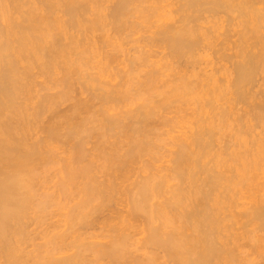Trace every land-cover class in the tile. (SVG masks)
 Returning <instances> with one entry per match:
<instances>
[{"label": "bare ground", "instance_id": "obj_1", "mask_svg": "<svg viewBox=\"0 0 264 264\" xmlns=\"http://www.w3.org/2000/svg\"><path fill=\"white\" fill-rule=\"evenodd\" d=\"M53 1L54 3H52ZM86 1L43 0L41 3L44 2L43 7L35 8L32 0H0V264H86L84 254L91 252L92 249L89 251V248H92L94 243L84 245V241L83 243H80L81 240L79 242L81 238L79 236L75 237V241H68L71 233L74 234L72 231L68 232V230L74 228L72 226L63 232L61 231V233L57 232L56 235H52V241L50 240L52 249L49 251V248L46 249L47 254L43 253L46 255L42 254L41 256L39 254L37 256L39 260L34 255L38 261L36 259L33 261L32 251L23 255H18L17 252L20 253L18 245H21L19 244L20 239L22 243L21 237L24 236V227L27 226L23 227V223L26 224L24 220L28 219L26 217L27 213L33 205V187L35 186L33 183L38 178V174H36V171H38L36 170L37 161L43 163L47 158H50L49 153L55 152L54 148L51 147V142L59 141L60 138H63L67 143L78 139L77 146H79V149L84 148L83 139L88 137L90 133L85 126L87 123L89 124L90 118L94 122L92 118L94 113L91 114L93 110H90L89 113L92 117L89 120L86 117L83 120L80 115L84 114H81L83 110L84 112L89 111L91 106L94 108L95 105L93 106L91 103H94L95 100L101 102L100 105L104 107L103 110L100 108L103 120L99 121H102V124L99 123L101 125L97 130L98 137L103 139L110 136L118 142L115 145L114 141L110 145L111 147L115 145L114 148H111L112 150L109 148L110 146L107 147L110 151L106 146H102L107 150H104V148L99 150L97 158H99L98 160L101 159L102 162L99 161L101 164L97 165L98 167H95L94 160L93 162L88 161L86 164L83 162L84 165L79 166V168H77L79 164L75 166L76 168H73L71 164L76 158L72 163L68 159L70 167L66 168L67 175L63 178L65 182H62L61 187H58L61 188L60 194H66L67 197L71 193L69 189H75L78 186L75 183L77 181L74 182L76 178L78 181L85 180L82 182L83 184L79 181V185L82 187L77 189L82 194L81 198L83 200L81 199L82 202L77 203V207L81 208L82 206L81 210L86 211L85 208L88 209L91 202L98 203L96 206L94 203L92 204L94 207H92L91 215H83V210L81 213L79 212V215L78 211L73 208L77 211V216L76 214L75 217L71 215L73 219L70 217V221L75 220L78 222V226L80 225L79 227L82 230L87 232L88 230L101 231L100 235L97 233L99 236H94L95 232L92 234L93 239L98 238L96 241H100L99 238L105 241V243H102L101 240L100 244L96 243L94 245L95 248L98 247L94 249L98 250L97 253L94 251V254H97V257L102 255L109 260L110 264H255L256 259H252V255L257 256V253H264V235H260V233L264 234V182L261 179V174L264 172V100L259 99L258 102L257 99L260 93H262L260 96H264V92H260L261 87L264 86V0H176L179 7L175 8V12L170 11L171 15L169 17L166 16L167 14L161 16L157 14L156 16L155 13H158V9L153 10L151 7L152 10L148 8L147 10L144 7L147 12L150 10L149 13L155 12L157 18V22H154L155 31L152 32L153 36L147 40L151 41L145 46L150 44V47H153L155 45V49L158 45L160 47L164 46L166 51L162 52L167 56L166 52L168 51V56H164L167 60H165L166 58L160 59V64L163 59L165 65L168 59L172 60L170 62L172 64L170 65L167 62L169 65L164 66L163 69V66L158 64L159 60H156L158 61L157 64L152 60H148L151 62L147 61L148 64H144V62L143 66L148 65L150 68L146 67L148 69L146 71L142 67L140 70L144 73L138 72L140 68L138 70L137 68L132 69L135 72L137 70L138 74L137 72L136 74L139 76L143 74L138 82L133 80L134 83L131 81L134 76L131 78L129 75L132 76L133 71L130 72V69L135 65L130 66L131 68H127V71L126 69L121 71L123 77L130 78L127 79V84L115 83L113 80L114 84L112 82L110 84V81H107L108 78L105 77L106 80L103 78L107 76L105 75L106 72L112 71L114 63L118 62L115 56L119 55H116L117 51L115 49L112 48L116 51L114 54L111 51L102 56L104 49H102L103 53L100 54L101 51L97 49L95 43L96 47L94 45V48L93 45L90 46V42L89 44L83 43L85 40L87 42L91 40H88L87 34L83 36L84 31L91 33L95 29L98 30L99 27L107 26L103 25L104 17L100 11L102 4L101 8L99 7L100 10L96 8L97 10L93 11L96 12V14L93 13V19L88 20L86 18L87 9H89L87 6L89 7L92 2L89 0L90 3L88 1L85 3ZM27 2L29 4H26ZM114 2L116 3L112 6L111 11L108 9L107 18L112 20L113 31L119 33L122 26H125V21L128 18H126L127 14L131 11L144 13L143 8L140 6L146 4L147 1L115 0ZM55 11H58L66 19L64 21L60 20ZM15 14L17 17H15ZM172 15H177V19L174 20ZM203 15L208 17L205 18ZM225 16L231 22V29L219 33L218 31L225 23ZM151 17L154 16L151 15ZM124 18L126 19L124 20ZM205 23L210 24L211 27L205 28ZM151 24L153 23L151 22ZM80 29L84 31H80L83 34L79 33L80 37H78L77 33ZM151 29L150 31H152ZM69 31L73 33L68 34ZM104 44H107V42H104ZM160 47L158 46V49ZM140 50L143 51L141 48ZM146 50L149 52V47ZM157 51L161 55V51ZM208 52L211 54L210 56L214 57L215 61L212 60L214 62L212 64L214 68L215 66L217 68L209 70L210 72L206 70L207 73L202 71L201 68L194 72L196 68L193 67L197 64L194 63V61H197L195 56H198V54L204 56ZM95 53L102 56V58L100 57L101 61L97 60L99 61L97 63L103 64V66L97 65L101 66L98 67V72L95 75L97 78L84 71L95 59ZM142 54L140 55L143 56ZM148 54L145 53V55ZM141 56L138 55V57ZM134 59L132 58L131 61H134ZM140 60L143 62L145 59L142 60L141 57ZM206 61L209 60L206 59ZM125 63L128 64V62ZM134 63L136 64L135 61ZM149 63L157 66H154V68ZM163 63L162 65H164ZM187 63L193 68V72L191 67L186 68ZM205 63L207 66L210 64V62ZM112 64L113 67H111ZM140 64L142 63L140 62ZM94 66L96 67V65ZM168 66L170 70H166ZM179 66H185L186 69L190 68V73L186 69L183 72L181 69L184 68ZM109 67L111 71H108ZM228 67L232 69V73L229 76L227 74L224 78L223 75H220L222 76V80H220L218 74L224 70L227 71ZM35 69H38L42 76L54 80V83L52 80L50 81L54 86L57 85V88L61 89L54 96L43 97L37 104L39 111H36V107L33 106L36 111L35 116L40 117L41 113H44L47 109L52 110L54 106L61 105L62 101L65 102L66 100L67 102L73 90L74 93L78 91L79 97L87 93L91 102L83 101L84 99L81 98L76 101L74 97L75 100H72L75 101V104L73 106L70 104L71 113L69 112L70 109H67L70 114L58 115L63 118H58V120H61H57L58 122L51 127L47 126L49 128L46 130L47 142L44 138L45 140L37 142L38 144L35 142L37 145L27 147L24 128L29 122L28 118L34 116V111L31 115L29 106L26 105V103L32 101L29 96L28 79L33 77L32 71ZM162 70L170 71V73L164 71L162 73ZM115 71L116 73H114ZM115 71L111 72L112 75L115 74L113 77L120 73L117 69ZM94 72L96 71L94 70ZM198 72L202 75L197 76ZM136 74L133 75L136 76ZM58 76L60 78L57 80L56 77ZM117 77L122 78L121 76ZM124 78L123 80H125ZM30 80L32 81V79ZM81 80L82 82H80ZM129 80L133 83L130 87H136H133L134 90H131L130 87V89L126 88ZM261 81L263 82L262 86L259 83ZM89 82L93 83L90 84ZM96 82L99 83H97L99 86L94 85ZM257 87H260V90H257L259 93L254 99L256 94L254 96L253 93H257L254 89ZM161 89H163V92ZM131 91H134L135 95ZM156 92H159L158 98L160 96L158 101H156L157 96H153ZM171 97L172 99L175 98L173 101H181L178 102V106L189 104L188 102L183 105L187 100L194 101L195 104L192 102V105H196L194 109L198 112L196 114L200 116L196 121L198 127L194 129L196 131L188 135L182 133L184 138H181V134L176 137L171 135L173 139L175 138V141L172 143L174 150L170 152L169 159L166 160L168 165L157 166L151 161L152 156H149L151 153L153 154L149 150H152V146L155 145L148 140L151 139L149 137L153 134L156 135L155 139L160 136L158 135L160 133L157 134L159 123L156 122L158 126L156 125L157 127H153L156 129L152 130V128H149L152 125L148 124V121L151 122L154 117L152 124L159 121L163 127L171 125L169 128L172 132L175 125L171 122L172 117L169 118L171 115L166 116V113L172 110L170 106L174 105L173 109H175L177 105L175 103L171 104ZM223 98L225 99L223 100L224 103L220 101ZM218 100L221 103L219 102V105H216ZM135 101L140 103L134 105ZM182 101L184 102L182 103ZM113 104L115 105L113 106ZM121 104H129L131 107L134 105L135 108L130 109V111L127 108L128 111L114 115L108 113L110 110L114 111V107L117 106L116 108H118ZM179 107L177 109L178 113L177 110L168 113L173 115L181 113L182 109L179 110ZM165 109L166 113L163 111ZM237 110L242 111L244 117L250 113L253 114H250L253 124L249 120L251 122L246 125L244 122L248 120L247 118L242 119V121L244 120L242 123L241 115L233 114V111ZM161 111L164 112V116ZM234 115L239 116L235 120L238 123L237 133L232 132L235 134L234 139H236L235 146L237 148L228 154L229 152H226L228 147H226L225 153L228 155L223 156L221 153L218 154L219 152L215 155L212 150L219 143H214L218 139H213L216 136L212 131L215 129L218 131V127L220 130L221 125L225 126L222 123H225L229 117L232 118ZM175 120L178 119L173 121L175 122ZM257 129L262 130L258 135L255 133ZM164 130L163 132H166ZM152 131L155 133H152ZM232 133L229 134L232 135ZM167 134L169 135V133H166V136H168ZM85 135L87 136L84 137ZM245 135L251 138V140H248V137H246L249 142L243 141L245 139L241 138ZM178 136L180 137L177 138ZM231 138L233 137L231 136ZM168 140L170 141V139ZM228 143L231 144L232 142L229 140ZM81 145H83V148ZM125 147L126 149H124ZM121 150L125 151L121 152ZM221 152L224 151L221 150ZM54 156L55 154L52 157ZM81 157L85 158L84 156ZM144 157L148 158L144 159ZM83 158L76 160L83 161ZM81 161H78V163ZM74 164L77 163L72 165L74 166ZM94 170L95 172L98 170L97 176ZM73 182L76 184L74 187ZM51 198L54 197L51 196ZM79 203L82 204L79 205ZM44 205H46L45 202ZM38 206L37 208L44 209L42 202ZM106 213L107 215H105ZM94 214L96 217L90 219L91 221L85 219L89 215L93 217ZM59 226L57 225L56 228H60L62 225ZM76 231L78 230L75 229ZM82 237L84 238V236ZM244 240L246 241L244 242ZM76 241L81 245H75ZM43 243L46 244V242ZM74 249V253L71 252L70 255H67L68 252ZM60 255L64 256L60 257ZM99 257L98 260L101 258ZM103 257L101 259H104Z\"/></svg>", "mask_w": 264, "mask_h": 264}, {"label": "rangeland", "instance_id": "obj_2", "mask_svg": "<svg viewBox=\"0 0 264 264\" xmlns=\"http://www.w3.org/2000/svg\"><path fill=\"white\" fill-rule=\"evenodd\" d=\"M42 1L43 0H32V2H33V7H35V8H37V7H39V8H41V7H43L42 5L44 4V2H43V4H41L42 3ZM81 1V0H80ZM83 1H85V0H83ZM89 3H90V1L89 0H87ZM87 1L85 2V3H87ZM92 2L90 3V6L88 7L87 6V8H89V9H87V14H86V18L88 19V20H90V19H93V16H94V14H96V12H93V11H96L99 7L101 8V4H102V8H101V10H100V8L98 9V10H100L101 11V14H102V16L104 17V23H103V25L105 24V25H107V26H102V27H99V29L98 30H96L95 29V31H93V32H91V33H88V32H85L83 29H80L79 31H78V37H80L79 36V33L82 35L83 33V36L85 35L86 36V34H87V38H88V40H90V41H88L87 42V40H85V42H83V43H85V44H89V42H90V46H92L93 48H94V45L96 44L97 45V49L99 50V51H101V53L100 54H102L103 53V50L102 49H104V53L102 54V56L104 55V54H106V53H110L111 51H112V53L114 54L116 51V55L118 54L119 56H115V57H117L116 58V60L118 61H116L117 63H114L115 65L117 64V66H115L114 65V67H113V64L111 65V67H113L114 68V70H113V68H112V71H111V68L109 67V69H108V71H111V72H113V71H115L116 69H117V71H119L120 73L119 74H117V76H121L122 78H118L117 76V78L116 77H113V76H115V74L114 75H112L113 73H111V72H106V74L105 75H107V76H104L103 78H108L107 79V81H110V84H111V82H112V84H114V82L115 83H120V82H122V83H120V84H127L126 83V81H127V79H130L129 77H133L134 76V78H132L131 79V81L133 82V80L134 81H137L138 82V80H140L141 79V77H142V75L143 74H140V76L139 75H137L138 74V72H141V73H144L143 71H140L141 69H142V67H144L143 68V70L145 69L146 71L148 70L147 68H150V67H148V65L147 66H143L144 64H146L147 63V61L148 60H152V62L154 61L155 63L157 62L158 63V61H156V60H159V65L160 66H163L162 68L164 69V66L166 67V65H171L172 63H170V62H172V60H170V59H168V63L169 64H167V62H166V65H165V61H164V59H163V61H161L164 65H162V63L160 64V59H162V58H166L167 56H168V51L166 52L167 53V56H166V54L164 53L165 51H166V49H164V46H162V47H160V45H158L160 48L158 49V46H156V49H155V45L153 46V47H150V44L149 45H146L145 46V44H147L148 42L150 43V41L151 40H149V41H147L148 39H150L149 37H152L153 35H152V32H154L155 31V29H154V27H155V24H154V22L156 21L157 22V18L155 17V14H156V16H157V14H159L160 16L161 15H166L167 17H169L171 14H170V11L172 12V11H174L175 12V8H177V7H179L178 5V3H177V1L175 0V2H174V0H146L147 2H146V4H144V5H142V6H140L141 8H143V10H144V7H145V9H150V10H157L158 9V13H155V12H150L149 13V11L147 12V10H144V13L142 14L141 12H134V11H131L129 14H127V16H126V18H124V20L126 19V23L124 24L125 26H122V28H121V30L119 31V33H117L116 31H113V26L111 25V22H112V20H109V18H107L108 17V14H109V10L111 11V9H112V6H114L115 4L114 3H116V2H114L115 0H91ZM97 2V3H96ZM145 2V1H144ZM52 3H54V1L52 2ZM111 3V4H110ZM26 4H29L28 2L26 3ZM94 4V5H93ZM175 4V5H174ZM176 4H177V6H176ZM36 5V6H35ZM107 5V6H106ZM98 6V7H97ZM151 7H152V9H151ZM38 8V9H39ZM97 8V9H96ZM103 8H105V9H103ZM91 9V10H90ZM104 10V12H103V10ZM109 9V10H108ZM40 10V9H39ZM55 12H57V17H59V19L60 20H65L66 18L62 15V14H60L58 11H55ZM88 12H89V15H88ZM99 12V11H98ZM98 12H97V14H98ZM108 12V13H107ZM94 13V14H93ZM100 13V12H99ZM152 13V14H151ZM155 13V14H154ZM59 14V15H58ZM93 14V15H92ZM105 14H107V15H105ZM139 14H142V15H139ZM148 14V15H147ZM152 16H154V17H151V15ZM16 15V14H15ZM14 15V16H15ZM147 15V16H146ZM62 16H63V18H62ZM146 16V17H145ZM149 16V17H148ZM204 16V15H203ZM15 17H17V15L15 16ZM61 17V18H60ZM132 17H134V18H132ZM139 18V20H138V18ZM151 17V18H150ZM172 17L174 18V20H176L177 19V15H172ZM205 17V16H204ZM206 17H208L207 15H206ZM205 17V18H206ZM145 18V19H144ZM129 19V20H128ZM137 19V20H136ZM141 19V20H140ZM128 20V21H127ZM210 20V19H209ZM208 20V21H209ZM133 21V22H132ZM128 22V23H127ZM151 22L153 23V24H151ZM202 22V21H201ZM200 22V23H201ZM211 22V21H210ZM150 23V25H148ZM199 23V24H200ZM204 23V22H203ZM140 24H141V26H140ZM197 25H198V23H196ZM206 24V23H205ZM209 24V23H208ZM229 24V25H228ZM110 25V26H109ZM127 25H130V26H128L127 27ZM132 25H133V27H132ZM210 25V24H209ZM209 25H205L204 27L205 28H207V27H211V26H209ZM211 25H212V23H211ZM231 22H230V20H229V18L228 17H226L225 16V23L223 24V27L221 28V30L220 31H218L219 33H222L223 32V30L226 32V30H230L231 29ZM147 26V27H146ZM201 26H203L202 24H201ZM230 26V27H229ZM108 27V28H107ZM149 27V28H148ZM152 29H151V28ZM106 28V29H105ZM147 28V29H146ZM103 29V30H102ZM136 29H137V31H136ZM150 29L152 30V31H150ZM124 30V31H123ZM83 32V33H81V32ZM71 34V33H73L72 31L70 32H68V34ZM76 33H74L75 35H77ZM105 33V34H104ZM106 33H107V35H106ZM114 33V34H113ZM150 33V34H149ZM117 34V35H116ZM99 35V36H98ZM103 37H102V36ZM113 35V36H112ZM114 36H115V38H114ZM92 37V38H91ZM102 37V38H101ZM127 37V38H126ZM81 39V38H80ZM107 39H109V40H107ZM107 40V41H106ZM92 41H93V43H92ZM95 41V42H94ZM97 42V43H96ZM104 42H107V44H108V42H109V44L107 45V44H104ZM118 42V43H117ZM95 43V44H94ZM115 43V44H114ZM99 44V45H98ZM111 44V45H110ZM96 45H95V47H96ZM104 45V47L102 48V46ZM100 46V47H99ZM106 46V47H105ZM110 46V47H109ZM148 47H149V52H148V50H146V48L148 49ZM101 48V49H100ZM109 48V49H108ZM115 49V50H113V49ZM138 50H137V49ZM140 48L143 50V51H141L140 50ZM152 49V52L150 53V51H151V49ZM154 48V49H153ZM163 48V49H162ZM145 49V50H144ZM106 50V51H105ZM153 50H155V51H153ZM157 50H160L161 51V55H160V53L158 54L157 52ZM109 51V52H108ZM121 51V52H120ZM146 51V52H145ZM162 51H164V52H162ZM137 52H138V54H137ZM141 53H143L142 55L143 56H141L140 54ZM145 53L146 54H148V53H150V54H148V55H145ZM154 54V56H153V54ZM157 53V54H156ZM163 53V54H162ZM226 53H228V52H226ZM122 54V55H121ZM123 54H124V56H123ZM207 54V53H206ZM209 54V55H208ZM208 54L207 55H205L204 54V56H203V54L202 55H200V54H198V56H195V59L197 60V61H194V63L196 62L197 64H196V66H194V65H192V66H194L193 68L195 69V71L194 72H196V70H199V68H201V69H203L202 71H206V70H210L211 71V69H215V68H217V66H215V68H214V66H213V64L212 63H214L213 61H215L214 60V57H212V56H210L211 54L208 52ZM138 55L139 56H141L142 57V60H144L143 62L140 60L141 59V57H138ZM144 55H145V57H144ZM102 56L101 55H98V53H97V55H96V53H95V59H93V61H91V63H90V65H89V67H88V65H87V67L88 68H84L85 70V72H87L90 76H92V77H94V78H97V76H95L96 75V73L98 72V67H101V66H97V65H102L103 66V64L101 63H97V62H99V61H101V58H102ZM147 56H149V57H147ZM164 56H166V57H164ZM200 56H202L201 58H198V57H200ZM207 56V57H206ZM97 57H99L98 59H97ZM101 57V58H100ZM124 57V58H123ZM134 57H135V59H134ZM143 57H144V59H143ZM118 58H119V60H118ZM130 58V60H128V59ZM134 59V61L136 62V64L134 63V61H133V64H132V61H131V59ZM149 58H151V59H149ZM137 59V60H136ZM194 59V60H195ZM206 59L207 60H209V61H206ZM97 60H99V61H97ZM121 60V61H120ZM123 60V61H122ZM124 60H126V61H124ZM140 60V61H139ZM165 60H167V58L165 59ZM170 60V61H169ZM213 60V61H212ZM139 61V62H138ZM121 62H123V63H121ZM125 62H128V64L127 63H125ZM140 62L142 63V64H140ZM145 62V63H144ZM148 62H151V61H148ZM199 62V63H198ZM205 62H210V64L207 66V64L205 63ZM96 63V64H95ZM121 63V64H120ZM137 63H138V67H137ZM144 63V64H143ZM154 63V64H155ZM156 63V64H157ZM96 65V67L94 66V65ZM120 64V65H119ZM130 64V65H129ZM148 64V63H147ZM151 63H149V65H150ZM188 64V63H187ZM222 64V63H221ZM135 65V66H134ZM142 65V66H141ZM151 65H153V64H151ZM158 65V66H159ZM184 65V64H183ZM223 65H225V64H223ZM125 66H127V67H125ZM130 66H134L133 68H131ZM139 66H141V67H139ZM154 66H157V65H153V67ZM176 66V65H175ZM174 66V67H175ZM180 66H182V65H180ZM179 66V67H180ZM186 66V65H185ZM185 66H183V67H180V68H184V69H181V70H183V72H184V70L186 69V68H188V66L189 67H191L190 66V64H188L187 65V67L185 68ZM92 67V68H91ZM122 69H121V68ZM131 69H130V68ZM147 67V68H146ZM178 67V66H177ZM176 67V68H177ZM119 68V69H118ZM127 68L128 69H130V72H132L133 71V74L135 73L136 74V72H137V70H138V68H140L139 69V71L137 72V74H136V76L135 75H133L132 74V76H130L129 75V77L128 78H126L125 76V78L122 76V72L121 71H124L125 69H126V71H127ZM137 68V70H136V72L134 71V70H132V69H136ZM155 68V67H154ZM162 68H160V69H162ZM172 68H173V66H172ZM192 67H191V71H192V69H193ZM96 71V72H94V70ZM174 69V68H173ZM172 69V70H173ZM177 69H179V68H177ZM190 69V68H189ZM189 69H186V70H189ZM166 70H170V68H169V66H168V69H166ZM166 70H162V73H163V71L164 72H166V73H170V71H166ZM185 70V71H186ZM37 71V72H36ZM93 71V72H92ZM175 72H176V70H174ZM208 71H206L205 73H207ZM209 71V72H210ZM172 73H174L173 71H171ZM193 72V71H192ZM114 73H116V71L114 72ZM188 73H190V70L188 71ZM202 73V72H201ZM230 73H232V69L231 68H229L228 67V70L227 71H222L220 74H218V76L221 78L222 76H220V75H223V78L225 77V76H227V74H228V76H229V74ZM38 74V75H37ZM110 74H111V76H110ZM121 74V75H120ZM165 74V73H164ZM194 74H196V73H194ZM198 75L197 76H201L200 75V73L198 72L197 73ZM168 75H170V74H168ZM171 75H173V74H171ZM32 76L33 77H31V78H29L28 80H29V83H28V85H29V90H30V92H31V94H30V92H29V96L31 97V99H32V104H31V102H28V104L26 103V105L27 106H29V111H31L30 112V114L33 112V115L35 114V112L38 110V107H37V104L39 103V101H41L42 100V98L43 97H48V96H54L55 94H57V93H59L60 92V90L61 89H59V88H57V85H55L54 86V80H52V79H50V78H46V76H42L40 73H39V70L38 69H35V70H33L32 71ZM218 76H217V78H218ZM38 77V78H37ZM42 77V78H41ZM110 77V78H109ZM113 77V78H112ZM57 78V80L60 78V76H58V77H56ZM106 78L104 79V80H106ZM114 78H115V80H114ZM123 78L125 79V80H123ZM164 78V77H163ZM30 79H32V81L30 80ZM54 79V78H53ZM161 79H162V77H161ZM219 79V78H218ZM48 80V81H47ZM50 80H52L53 81V83H52V81H50ZM97 80V79H96ZM95 80V81H96ZM114 82H113V81ZM162 80H164V79H162ZM191 80H193V79H191ZM220 80H222V78L220 79ZM223 80H225V79H223ZM50 81V82H49ZM130 81V80H129ZM128 81V85L126 86V88H128V89H130L131 87V81L129 82ZM80 82H82V80L80 81ZM90 83V82H89ZM93 83V82H92ZM92 83H90V84H92ZM97 83L98 82H96V84L94 83V85H96V86H99V85H97ZM134 83V82H133ZM132 83V84H133ZM260 83V86H262V84H263V82L261 81V82H259ZM34 84V85H33ZM99 84V83H98ZM220 84H222V83H220ZM219 84V85H220ZM224 84H225V82H224ZM135 85H136V82H135ZM259 85V84H258ZM45 87V88H44ZM130 87V88H129ZM136 88L135 86H132V88H131V90H134V88ZM47 88V89H46ZM76 88H77V86H76ZM125 88V89H126ZM225 89V88H224ZM224 89H223V91H224ZM261 89L262 90H260V87L258 88H256V89H254V91H257V90H260V92H264V86L263 87H261ZM162 90V92H163V89H161ZM161 90H160V92H161ZM165 91V90H164ZM166 91H167V89H166ZM134 91H131V93H133ZM225 92V91H224ZM77 93V94H76ZM157 93V92H156ZM156 93H155V95H153V96H157V99H156V101H158L159 99H160V96H159V98H158V95H159V92L157 93V95H156ZM258 93H259V91H257V93L256 92H254L253 94H254V96H255V94H256V96L254 97V99L257 97V95H258ZM134 94V93H133ZM260 94H262V93H260ZM260 94H259V96H260ZM72 95V96H71ZM73 95H75V96H73ZM77 95V96H76ZM132 95V94H131ZM135 95V94H134ZM89 95L87 94V93H85V94H82V96L80 95V97H79V94H78V91H75V93H74V90H73V92H71V94H70V99H68L67 100V102H66V100H65V102L64 101H62L60 104L61 105H59V106H54V108H52V110L51 109H47L44 113H41L42 115H39L40 117H38V116H33V118H32V116H30L28 119H29V122H28V124H27V126L24 128L25 130H24V132H25V134H26V138H28V139H26L25 138V142H26V140H27V142L25 143L26 145H27V147H32V145H37L38 143L37 142H41V141H43V140H45L44 138H46V130H48L49 128V126L51 127L54 123H56V122H58L59 120H61L62 118L61 117H59L58 115H62L63 113H68V114H70L71 113V105L73 106L75 103V101H73L72 99H74V97H75V99H76V101H79L80 99L79 98H81V99H84L83 101H88V102H91V101H89V99H90V96L88 97ZM257 97V99H258V102L260 101V100H264V99H262V98H264V96L263 95H261L260 97H262V98H260V97ZM72 97V98H71ZM78 98V100H77V98ZM146 97V96H145ZM136 98V97H135ZM192 98V97H191ZM74 99V100H75ZM155 99V98H154ZM175 98L173 97V99H172V97H171V100H172V102H171V104H173V103H175L176 105L178 104V102H181V101H173ZM186 99V98H185ZM188 99V98H187ZM186 99V100H187ZM193 99V98H192ZM260 99V100H259ZM223 100H225L224 98L221 100L220 99V101H223ZM71 103H70V102ZM82 101V100H81ZM94 101V100H93ZM92 101V102H93ZM185 101V100H184ZM184 101H182V103L184 102ZM219 100H218V103H216V105H219V102H220ZM257 101V100H256ZM255 101V103L257 104V102ZM98 102V103H97ZM177 102V103H176ZM189 102V104H190V106H191V108L193 109H191V108H189L190 106H189V104H187ZM191 102V103H190ZM194 103V101H192V100H187V102L186 103H183V105L184 104H187V105H184V106H182V104L181 105H179V106H182V107H179L178 105V107H179V110H180V108L182 109V111H181V113L179 112V114H177L178 113V107L177 106H175L176 108L175 109H173V107H174V105H172V107L170 106V108H172V110L175 112V110H177L176 112V114L177 115H179V116H177L176 114H172V113H168V112H171L172 110H169V111H167V113H166V109L165 110H163V111H165V113H166V116H170L169 118L171 119V117H172V120H171V122L175 125V127L174 128H172L173 127V125H172V132H171V129L169 128L170 126L169 125H165L164 127L163 126H161L160 125V122L159 121H155L154 122V124H152V120H153V118H152V120H151V122H149L148 121V124H150V125H152V127H149V128H152V130H154V129H156V128H153V127H157L158 126V124L157 123H159V126H158V128H159V131H160V129L162 128V132L160 131H157V134L158 133H160V134H158V135H160L159 137H157L158 139H155V136L156 135H154V138H153V135L151 136V137H149V139L151 138H153V140H148L150 143H153L155 146H152L153 148H152V150H149L150 152H153V154L151 153V155H149L151 158H152V160L151 161H153L154 162V165H159V166H161L162 164H163V166H165V165H168L167 164V159H169L168 158V156H169V154H170V152L171 151H173L174 149H173V145H172V143L175 141V138L173 139V137H171V135L172 136H177V135H180L181 134V138L183 137L184 138V135L183 134H186V135H188V134H190V133H193L194 131H196V130H194V129H196L197 127H198V125H197V123H196V121H198V119H199V115H197L198 114V112L196 111V109H194L195 108V106L196 105H192L193 103ZM225 101H223L222 103H224ZM62 103H65L64 105L62 104ZM95 103V104H94ZM94 103H91V104H93V106H94V108H92V106H91V108L89 109V111H85L84 112V110H83V112H81V114L82 113H84V114H82V115H80L81 117H83V120H85L84 119V117H86L88 120H89V118L90 117H92V115L91 114H93L94 113V116L92 117L93 119H94V122H93V120L90 118V120H89V124L87 123L86 124V126H85V128L86 129H88L89 130V135H88V137H86L87 135H85L84 137H86L85 139H83L84 140V146L83 145H81V147L83 148V149H79V146H77L78 145V139L77 140H75V141H73V142H70V143H67V142H65L64 141V139L63 138H60V140L61 139H63V140H59V141H52L51 143H52V145H51V147H52V149L53 150H55V152L53 153V151L52 150H50V151H52L51 153H49L50 155H51V159L50 158H47V160H48V162H47V160L46 161H43V163H42V161L41 162H39V161H37V163H36V165H37V169L36 170H38V171H36V174H38V178L35 180L36 182L35 183H33V184H35V186L33 187V193H34V197H33V199H34V201H33V199H32V203H33V205H32V207L30 208L31 210H29L28 211V215L26 216L28 219H25L24 220V222L26 223V224H24L23 223V227L25 226V225H27V226H25L24 228V238L23 237H21L22 238V243H21V239H20V243L19 244H21V245H18L19 246V249H20V253H18L17 252V254L18 255H23V254H27V252L28 253H30L31 251V257H32V255H33V257H34V255L37 257V256H39V254H41V256H42V254L43 253H46L47 254V250L46 249H48V251L50 250V249H52V244H51V242H50V240L52 241V235L53 234H57V232L58 233H61V231L63 232V231H65L68 227H70L71 228V226L72 227H74V228H71L70 230H68V232H74V234H72L71 233V236L69 237L70 238V240H68V241H75L76 240V238L75 237H78L79 236V242H80V240L82 241V242H80V243H83V241H84V245H88V244H86V243H89V244H93V246L96 244V243H101L102 241H103V239H101V238H99L100 239V241H96V240H98V238L95 240V239H93V233H94V236H99L100 234H101V231H99V230H88V232L86 231V230H82V228L80 229V225L78 226V222H76L75 220H73V221H70V217H72L71 215H75L76 214V212L78 211V214H79V212L81 213L82 212V210H83V212H82V214L84 215V214H86L85 216H87V214H90L91 213V210L93 211V208L92 207H94V205L96 206L98 203L96 202V203H94V205H92L93 203L91 202V204L88 206L89 208L87 209V207L85 208L86 209V211H84V209H82L81 210V208H82V206H81V208L80 207H77V203L78 202H80L81 201V197H82V194L79 192V189H77L78 187L80 188V187H82L81 185H79L80 183H79V181H81V180H77V178L74 180V182L75 181H77V182H75L78 186L77 187H75V189H69L70 191H71V193H70V191H68V193H70V194H68V195H70V196H68L67 195V197H66V194H63V193H61V194H63V195H65V196H63V195H61L60 194V192H61V188H58L60 185H61V183L62 182H65V181H63V178L64 177H66V173L67 172H65V171H67V167H70V165H69V163L70 162H68V161H71V163H72V161L76 158V159H79V158H83V157H81V156H84L85 158H83V161H81V160H76L75 159V161L73 162V163H77V164H74V166L71 164V167H75V166H77L78 164V166H77V168H79V166H82V165H84V164H86V162L88 163V161H94L93 163H96V165L95 164H93V165H95V167L97 166V165H99V164H101V162H102V160L100 159V160H98L99 158H97V156H98V154H99V150L100 149H103L105 146H106V148L108 147V146H110V145H112V143L115 141V138H113V137H110V136H106L105 138H103V139H100L99 137H98V128H99V126L102 124V121L101 122H99L101 119H102V114H101V112H100V108H102V110H103V105H100V104H102L101 102H99L98 100H95L94 101ZM140 102L138 101V102H136L135 101V103H134V105H136V104H139ZM221 103V102H220ZM36 104V105H35ZM71 104V105H70ZM89 104V103H88ZM195 104V103H194ZM90 105V104H89ZM100 105V107H98ZM115 104H113V106H114ZM132 105V104H131ZM134 105H132V107L128 104H121V105H119V107L118 108H116L117 106H115L114 108H115V110L114 111H112V110H110V111H108V113L110 114V115H114V114H119L120 112L122 113V112H126V111H128V109H129V111H130V109L131 110H133L135 107H133ZM224 105V104H223ZM222 105V106H223ZM33 106H35L36 107V111L33 109L34 107ZM102 106V107H101ZM189 106V107H188ZM221 106V105H220ZM225 106V105H224ZM122 107H123V109H122ZM130 107V108H129ZM33 110H32V109ZM56 108V109H55ZM128 108V109H127ZM168 108V107H167ZM169 108V109H170ZM198 108V107H197ZM239 108V107H238ZM70 109V113L68 112V110ZM117 109V110H116ZM189 109V110H188ZM28 110V109H27ZM65 110H66V112H65ZM92 111V113L90 114L89 112H91ZM124 110V111H123ZM168 110V109H167ZM195 110V111H194ZM197 110H199V109H197ZM39 111V110H38ZM51 111V112H50ZM55 111V112H54ZM172 111V112H173ZM185 111H186V113H185ZM46 112H48V113H46ZM88 112V113H87ZM100 112V113H99ZM162 112V111H161ZM196 112H197V114H196ZM234 113L233 114H237V115H241V121H242V119H244L245 120V118H247L246 120V122H244V123H246V125H249V123L252 121V118H250V117H252L251 115H253V114H249L248 116H246V117H244L243 116V112L242 111H233ZM239 112V113H238ZM164 112H162V114H163ZM242 113V114H241ZM87 114V115H86ZM98 114V115H97ZM109 114H107V115H109ZM170 114V115H169ZM32 115V114H31ZM101 115V116H100ZM165 114H163V116H164ZM184 115H185V117H184ZM233 116L232 118H228L227 120H226V122L225 123H222V124H225V126H223V125H221L222 127H220V130H219V127L217 128L218 129V131L215 129V130H213L212 132H214V135L216 136V137H214L213 139L214 140H216V139H218V141H214V143H219V144H217L216 146H215V149H213L212 151H213V153H215V155H217V153L218 154H220L221 153V155H223V156H225V154L226 155H228V154H230L231 152H233L234 150H235V148H237L236 146H235V141H236V139H234V137H235V134L234 133H237L236 131V128L238 127L237 125H238V123L235 121L236 120V118L237 117H239V116ZM65 116V115H64ZM175 118H174V117ZM192 116V117H191ZM34 117H35V119H36V117H37V119L35 120L34 119ZM53 117V118H52ZM80 117V118H81ZM181 117V118H180ZM194 117H195V119H194ZM243 117V118H242ZM39 118V119H38ZM58 118H61V119H59L58 120ZM168 118V117H167ZM180 118V119H179ZM184 118V119H183ZM198 118V119H197ZM155 119V118H154ZM174 119H178V120H175V122L173 121ZM197 119V120H196ZM35 120V121H34ZM40 120V121H39ZM58 120V121H57ZM103 120V119H102ZM194 120V121H193ZM243 120V121H244ZM249 120H251L250 122H249ZM39 121V122H38ZM55 121V122H54ZM177 121V122H176ZM243 121H242V123H243ZM32 122V123H31ZM92 122V123H91ZM157 122V123H156ZM170 122V123H171ZM190 122H191V124H190ZM99 123H101V124H99ZM126 123V122H125ZM169 123V124H170ZM171 123V124H172ZM177 123V124H176ZM248 123V124H247ZM30 124V125H29ZM40 124V125H39ZM44 124V125H43ZM92 124V125H91ZM94 124V125H93ZM99 124V125H98ZM251 124H253V121H252V123ZM153 125H155V126H153ZM157 125V126H156ZM197 125V126H196ZM31 126V127H30ZM38 128H37V127ZM48 126V127H47ZM161 126V127H160ZM36 127V128H35ZM42 127V128H41ZM168 127V128H167ZM193 127V128H192ZM195 127V128H194ZM26 128H28L27 130H26ZM93 128V129H92ZM231 128V129H230ZM45 129V130H44ZM164 129H167V130H164ZM191 129V130H190ZM225 129H226V131H225ZM91 130V131H90ZM94 130V131H93ZM163 130L164 131H166V132H163ZM170 130V131H169ZM223 130V131H222ZM43 131V132H42ZM97 131V132H96ZM167 131H169V132H167ZM230 131V132H229ZM22 132H23V130H22ZM171 132V133H170ZM232 132H234V133H232ZM262 132V130H256L255 131V133H257V135L258 134H260ZM63 133V132H62ZM152 133H155V132H153L152 131ZM162 133V134H161ZM166 133H169V135L168 136H166ZM183 133V134H182ZM217 133V134H216ZM232 133V135H230V134ZM28 134V135H27ZM45 134V135H44ZM166 137H165V136ZM183 135V136H182ZM228 135V136H227ZM19 136V135H18ZM34 136V137H33ZM170 136V137H169ZM218 136V137H217ZM231 136L233 137V138H231ZM165 137V138H164ZM180 136H178L177 138H179ZM228 137V138H227ZM246 137H248V136H244V137H241L242 139H245V140H243V141H248V140H251V138H249L248 137V140L246 139ZM95 138V139H94ZM162 138V139H161ZM18 139V138H17ZM40 139H42V140H40ZM111 139H112V141H111ZM160 139V141H158ZM168 139H170V141L168 140ZM234 139V141H232ZM88 140V141H87ZM172 140V141H171ZM227 140V141H226ZM229 140H230V142H232L231 144L230 143H228L229 142ZM105 141V142H104ZM37 144H36V143ZM46 142H47V138H46ZM76 142V143H75ZM86 142V143H85ZM88 142V143H87ZM104 142V143H103ZM117 140L114 142L115 143V145L117 144ZM157 142V143H156ZM169 142H171V143H169ZM249 142V141H248ZM107 143H109L108 145H107ZM111 143V144H110ZM164 143V144H163ZM237 143V142H236ZM28 144H29V146H28ZM152 144V145H153ZM95 145V146H94ZM115 145H113L112 147L114 148V146ZM229 145V146H228ZM232 145V146H231ZM234 145V146H233ZM237 145V144H236ZM102 146H104V147H102ZM238 146V145H237ZM51 147H50V149H51ZM78 147V148H77ZM80 147V148H81ZM93 147V148H92ZM98 147H99V149H98ZM101 147V148H100ZM111 146L109 147L110 149L112 148ZM221 147V148H220ZM226 147H228V149H226ZM231 149H230V148ZM233 147H234V149H233ZM76 148V149H75ZM104 148V150H107L108 149V151H110L109 150V148ZM158 148V149H157ZM160 148V149H159ZM48 149V148H47ZM47 149H45V150H47ZM77 149H79V150H77ZM124 149H126V147L124 148ZM220 149V150H219ZM225 149L226 150H228V151H226L227 153H225ZM238 149H239V147H238ZM237 149V150H238ZM72 150V151H71ZM85 150V151H84ZM112 150V149H111ZM153 150H155V151H153ZM159 150V151H158ZM218 150V151H217ZM221 150L222 151H224V152H221ZM233 150V151H232ZM236 150V151H237ZM107 151V152H108ZM122 151H125V150H121V152ZM169 151V152H168ZM215 151V152H214ZM159 152V153H158ZM73 153H76L75 155L73 154ZM83 154V155H80V154ZM212 153V154H213ZM223 153V154H222ZM55 154V156L54 157H52L53 155ZM86 154V155H85ZM92 154V155H91ZM158 156L157 158H156V156ZM168 154V155H167ZM49 155V156H50ZM72 155V156H71ZM147 155V156H148ZM66 156V157H65ZM68 156V157H67ZM80 156V157H79ZM90 156V157H89ZM148 156V157H149ZM147 157V158H148ZM63 158V159H62ZM88 158V159H87ZM146 157H144V159H147ZM150 158V159H151ZM160 158V159H159ZM226 158H227V156H226ZM225 158V159H226ZM69 159V160H68ZM72 159V160H71ZM85 159V160H84ZM91 159V160H90ZM156 159H157V163H156ZM68 160V161H67ZM87 160V161H86ZM98 160V161H97ZM155 160V161H154ZM163 160V161H162ZM56 161V162H55ZM77 161V162H76ZM78 161H81V162H79L78 163ZM99 161H101V162H99ZM165 161V162H164ZM46 162V163H45ZM84 162V164H82ZM161 162H163V163H161ZM40 163H42V164H40ZM156 163V164H155ZM61 164V165H60ZM81 164V165H80ZM39 165H41V166H39ZM69 165V166H68ZM39 166V167H38ZM57 167V168H56ZM98 167V166H97ZM155 167V166H154ZM76 168V167H75ZM94 168V167H93ZM157 168V167H156ZM45 169V171H43ZM47 169V170H46ZM64 169V170H63ZM98 171V170H97ZM97 171L95 172V170H94V173L96 174L97 173ZM58 172V173H57ZM263 172V171H262ZM45 173V174H44ZM93 173V174H94ZM60 174V175H59ZM94 174V175H95ZM160 174H165V173H160ZM159 174V175H160ZM263 174H264V172H263ZM263 174H261L262 176V181L264 182V175ZM96 176H97V174H96ZM98 176H100V175H98ZM40 178V179H39ZM79 178V177H78ZM62 179V180H61ZM80 179V178H79ZM66 180V179H65ZM85 180H83V181H81V183L82 182H84ZM49 182V183H48ZM74 182H73V187L74 186H76V184H74ZM60 183V184H59ZM171 183H173V182H171ZM170 183V184H171ZM83 184V183H82ZM174 184V183H173ZM172 184V185H173ZM50 185V186H49ZM38 186V187H37ZM71 186H72V184H71ZM61 187V186H60ZM72 187V188H73ZM71 188V187H70ZM81 189V188H80ZM51 190H53V191H51ZM41 191V192H40ZM60 191V192H59ZM77 191V192H76ZM43 192V193H42ZM78 192H79V194H78ZM32 193V194H33ZM46 194V195H45ZM53 194V195H52ZM60 194V195H59ZM48 195V196H47ZM51 196L52 197H54V198H51ZM75 198V199H74ZM47 199V200H46ZM52 199H54V200H52ZM60 199V200H59ZM57 200V201H56ZM68 200V201H67ZM83 200V199H82ZM42 202V204H43V207H44V209H41V208H37V206H38V204L40 205V202ZM52 201V202H51ZM44 202H45V204L46 205H44ZM82 202V201H81ZM52 203V204H51ZM37 204V206H35ZM82 203H79V205H81ZM78 205V206H79ZM48 206V207H47ZM58 208H57V207ZM64 206V207H63ZM76 206V207H75ZM39 207V206H38ZM46 207V208H45ZM55 207V208H54ZM63 207V208H62ZM73 208H75V209H73ZM78 208V209H77ZM51 209V210H50ZM65 209V210H64ZM71 210V211H70ZM75 210V211H74ZM81 210V211H80ZM89 210V211H88ZM66 211V212H65ZM58 212V213H57ZM74 212V214H72ZM35 213V214H34ZM63 213V214H62ZM68 215V216H67ZM80 215V214H79ZM91 215V214H90ZM89 215V217H87V218H89V219H87V218H85L86 220H89V221H91L90 219H92V218H95L96 217V215L94 216L93 215V217H91ZM105 215H107V213L105 214ZM76 216H77V214H76ZM34 217V218H33ZM43 217V218H42ZM66 217H67V219H66ZM69 217V218H68ZM75 217V216H74ZM91 217V218H90ZM72 219H73V217H72ZM78 221V220H77ZM85 221V220H84ZM76 223L75 224V226H74V223ZM52 223H53V225H55V226H53L52 225ZM70 225H68V224ZM227 223V222H226ZM60 227V228H56V226L57 225ZM66 224V225H65ZM228 224V223H227ZM30 225V226H29ZM77 225V226H76ZM50 226H53L52 228L50 227ZM63 226H65V227H63ZM78 227V228H77ZM28 228V229H27ZM51 228V229H50ZM63 228V229H62ZM30 229V230H29ZM56 231H55V230ZM75 229L76 230H78V231H76L77 232V234H76V232H75ZM26 231V232H25ZM49 231V232H48ZM81 231V232H80ZM83 231V232H82ZM84 231H86V232H84ZM97 231V232H96ZM36 232V233H35ZM42 232V233H41ZM43 232H45L44 234H43ZM51 232V233H50ZM100 232V233H99ZM25 233H26V235H25ZM47 233H48V235H47ZM79 233H80V235H79ZM86 233V234H85ZM99 235H98V234ZM30 234V235H29ZM45 234H46V236H45ZM51 234V235H50ZM70 234V233H69ZM82 234V235H81ZM83 234H85V235H83ZM43 235V236H42ZM260 235H264L263 233H260ZM73 236V237H72ZM82 236H84V238L82 237ZM42 237V238H41ZM46 237V238H45ZM72 237V238H71ZM41 238V239H40ZM48 238V239H47ZM51 238V239H50ZM86 238H87V241H86ZM91 238V239H90ZM45 239V240H44ZM72 239V240H71ZM43 240V241H42ZM102 240V241H101ZM246 240H244V242H245ZM31 242V243H30ZM43 242H46V244L45 243H43ZM78 241H76V243H77ZM78 242V244H76L75 242H73V243H75V245H78L79 246V243ZM41 243V244H40ZM102 243H105V241H103ZM33 244V245H32ZM43 244V245H42ZM50 247H49V246ZM81 245V244H80ZM48 246V247H47ZM93 246H92V248H89V251H90V249H92L93 250V253H92V250H91V252L89 253V252H87V253H85L84 254V259H86V260H84L85 261V263L87 264H110L109 263V260L108 259H106V258H104L102 255H100V257L102 256L104 259H101L99 256V260H98V257H97V254H94V251H95V253H97V251L96 250H94V249H97L98 247H96L95 248V246H94V248H93ZM27 247V248H26ZM29 248V249H28ZM42 248V249H41ZM23 249V250H22ZM26 249V250H25ZM39 250V251H38ZM46 252H45V251ZM74 251H75V249L72 251H70V252H68V254L67 255H70V253L72 252V253H74ZM25 252V253H24ZM33 252H35V254H33ZM41 252V253H40ZM22 253V254H21ZM38 255H37V254ZM46 254H43V255H46ZM259 255V256H258ZM61 256H64V255H60V257ZM254 256V257H253ZM258 256V257H257ZM257 256H255V255H252V259H256L255 261H256V263L258 264H264V253H261L260 252V254H258L257 253ZM263 258H262V257ZM32 257V258H33ZM59 257V256H58ZM88 257V258H87ZM36 258L34 257L33 258V261L35 260ZM37 259H38V257H37ZM36 259V261H38ZM251 259V258H250ZM251 259V260H252ZM88 260V261H87ZM89 260H90V262H89ZM101 260V261H100ZM99 261V262H98ZM104 261H106V262H104ZM104 262V263H103ZM108 262V263H107ZM255 263V264H256ZM84 264V263H83Z\"/></svg>", "mask_w": 264, "mask_h": 264}]
</instances>
